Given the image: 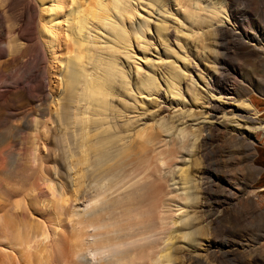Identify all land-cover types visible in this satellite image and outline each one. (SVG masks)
Segmentation results:
<instances>
[{
	"label": "rangeland",
	"instance_id": "374dc122",
	"mask_svg": "<svg viewBox=\"0 0 264 264\" xmlns=\"http://www.w3.org/2000/svg\"><path fill=\"white\" fill-rule=\"evenodd\" d=\"M24 5L30 9L28 26L35 27L41 39L40 0H0L5 15L4 30L0 24V31H5L0 33V92L13 90L8 97L0 96V264L14 260L10 244L14 226L27 236L55 226V214L42 208L43 202L52 199L45 186L52 184L50 187L56 192L65 188L69 196L73 194L70 152L79 151L80 137L73 122L82 115H107L104 122L115 120L129 136V130L142 118L158 124L166 119L175 122L179 113L210 114L203 103L204 96H221L222 87L227 84L237 91V99L252 100L264 122V0H141L138 16L125 23L113 19L115 31L131 42L137 35L142 36L140 49L131 50L141 73H134V60L122 54L127 62L113 68L115 79L107 103L96 107L97 111H90L92 106L85 104L82 90L76 91L75 97L66 94L65 83L71 69L66 61H53L51 50L43 41L37 50L26 46L19 31V11ZM47 17L44 13V20ZM224 25L236 34L218 32V27ZM172 82L177 89H172ZM36 84L38 88L31 91L29 87ZM21 85L26 89H21ZM161 104L167 107L166 111H162ZM53 106L51 118L49 111ZM99 112L103 114L96 115ZM31 120L59 125L51 136L52 156L46 157L50 142L32 140ZM212 135L204 143L207 156L203 163L205 167L209 165L213 178L223 177L226 186L219 192L223 201L212 210L219 225L215 224L213 232L217 243L211 248L215 251L205 254L202 264H264V128L253 133L255 155L248 146V137L244 142L245 139L231 138L224 132ZM194 146L192 157L198 163V141ZM142 149L138 147V151ZM41 164L48 170L44 172ZM194 167L193 174L201 166ZM184 168L180 175L188 183L192 164H185ZM163 189L162 183L153 180L147 207L153 205L151 200ZM222 189L225 192L221 193ZM72 205L73 201H69L65 216ZM233 241L248 249H240L234 255L218 251L229 249ZM203 244L204 240L198 238L201 249ZM172 258L174 264L194 263H188L179 253Z\"/></svg>",
	"mask_w": 264,
	"mask_h": 264
},
{
	"label": "bare ground",
	"instance_id": "6f19581e",
	"mask_svg": "<svg viewBox=\"0 0 264 264\" xmlns=\"http://www.w3.org/2000/svg\"><path fill=\"white\" fill-rule=\"evenodd\" d=\"M40 1L42 38H38L35 27L28 26L31 15L26 5L19 11L20 35L26 46L37 50L43 41L50 48L53 61L68 63L71 69L65 83L66 94L75 97L76 91L82 90L85 104L92 106L90 111H97L96 107L107 103L115 79L113 68L127 62L122 54L134 60L133 72L140 75L141 68L131 50L140 49L142 36L137 35L131 42L115 31L113 19L125 23L138 16L141 0ZM44 13L48 15L45 20ZM4 22L0 7L2 30ZM218 30L222 34H236L227 25ZM32 78L30 75L29 79ZM170 85L172 89L178 87L175 82ZM29 88L34 91L38 85ZM212 88L215 90L214 85ZM222 89L223 94L217 98L212 93L204 96L203 103L211 110L210 114L179 113L175 122L166 119L158 124L142 118L129 130V136L115 120L104 122L107 115L95 118L81 113L80 120L73 122L80 131L79 151L70 152L74 192L69 196L65 188L56 192L50 187L52 184H46L52 199L43 202L42 208L55 214V226L31 236L19 233V226H14L10 244L15 254L8 264H174V253L181 254L187 262L204 263V255L215 251L211 248L217 243L213 232L215 224L219 225L212 210L221 202L219 192L226 186L223 177L213 178L209 165L205 167L204 143L212 134L221 132L231 138H243L244 142L248 137V146L255 155L253 133L264 128L250 98L237 99V91L227 84ZM12 91L0 92V96L8 97ZM160 106L162 111L167 110L164 104ZM53 110L54 106L49 111L51 118ZM62 121L66 119L63 117ZM107 123L110 126L105 127ZM29 127L32 140L50 142L46 157L52 156L51 136L59 125L54 121L31 120ZM197 141L198 163L192 157ZM138 147L143 149L138 151ZM188 163L192 164V173L185 183L180 174ZM198 165L201 167L193 174L194 166ZM41 169L48 170L44 164ZM153 180L162 183L164 189L151 200L153 205L147 207ZM69 201H73L72 210L65 216ZM187 220L189 225L185 224ZM198 238L204 240L202 249ZM229 247L218 251L234 255L240 249H248L237 241Z\"/></svg>",
	"mask_w": 264,
	"mask_h": 264
},
{
	"label": "crops",
	"instance_id": "0c3cea01",
	"mask_svg": "<svg viewBox=\"0 0 264 264\" xmlns=\"http://www.w3.org/2000/svg\"><path fill=\"white\" fill-rule=\"evenodd\" d=\"M261 156H262V160H263V163H264V144H263V147H262ZM263 169H264V167H263Z\"/></svg>",
	"mask_w": 264,
	"mask_h": 264
}]
</instances>
